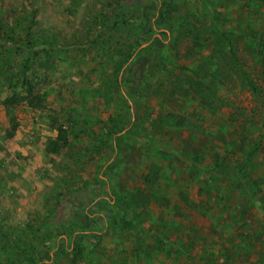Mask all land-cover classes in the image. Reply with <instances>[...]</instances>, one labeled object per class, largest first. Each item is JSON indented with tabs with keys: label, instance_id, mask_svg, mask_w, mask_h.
Segmentation results:
<instances>
[{
	"label": "rangeland",
	"instance_id": "1",
	"mask_svg": "<svg viewBox=\"0 0 264 264\" xmlns=\"http://www.w3.org/2000/svg\"><path fill=\"white\" fill-rule=\"evenodd\" d=\"M146 1L0 0V264L18 261L34 244L50 264H86L90 249L58 259L59 248L72 246L76 233L68 232L71 226L75 223L76 230L83 227L77 221L83 219L84 212L91 215V202L111 200L115 204L121 200L119 193L129 197L137 189L151 198L149 204L133 201V214L145 229L144 238L137 243L143 260L191 264L172 248L167 255L159 249V239L165 236L167 240L191 241L194 247L189 254L198 258L208 254L205 262L264 264V243L257 244L253 254H245L251 230L257 229L262 219L257 209L243 208L234 194H215L213 187L209 189L208 183L197 179L183 161L176 162L171 155L173 147L184 148V154L194 152L199 142H190L189 149L185 145L192 138L205 145L202 150L207 158L217 150H227L231 142L222 145L219 141L224 136L264 138V76L245 40L235 38L238 58L256 86L257 93H252L225 48L216 46L214 53L201 50L197 45L201 40L193 39L195 30L190 26L172 37L169 34L166 40L172 41L168 46L174 63L171 70L158 72L153 68L156 52L144 55L145 80L138 83L134 94L122 79L127 55L136 44L124 48V43L141 16V3ZM220 1L231 10L225 13L224 23L229 18L231 25L240 20L249 27L254 23L250 15H256L250 13L252 9L258 10L259 18L264 16V3L260 8L258 0L245 9L242 0ZM178 2L184 14L185 3ZM162 32L168 33L164 28ZM26 40L34 46L32 57L25 48ZM184 67L206 72L207 77L198 80ZM20 72L30 80L36 101L42 99L41 109L18 104L8 111L2 104L14 90L11 76L21 80ZM131 74L138 76L137 72ZM184 93L189 96L184 97ZM11 115L17 123L14 131ZM60 125L67 128L69 144L60 153L50 154L47 144ZM126 126L137 134L122 131L116 135L118 143L115 141L113 148L107 131ZM103 136L107 142L98 153L94 148ZM153 165L159 166L160 179L153 185L145 184L142 177ZM167 167L172 169L166 171ZM233 207L238 216L233 215ZM96 215L83 222L85 228L102 230L108 214L101 211ZM240 216L249 225L246 231L238 225ZM27 224L32 225L31 232L20 238ZM45 231L55 239L45 243ZM113 235L102 237L97 250L92 249V256L103 264L110 263L111 254L130 258L131 243L118 237L126 242L120 246ZM83 246L87 247L86 242ZM221 246L225 250L218 251ZM224 251L233 258L224 260Z\"/></svg>",
	"mask_w": 264,
	"mask_h": 264
},
{
	"label": "trees",
	"instance_id": "2",
	"mask_svg": "<svg viewBox=\"0 0 264 264\" xmlns=\"http://www.w3.org/2000/svg\"><path fill=\"white\" fill-rule=\"evenodd\" d=\"M181 1L185 3L186 7V12L184 14L179 11L178 0H147L146 2L141 3V16L140 18L138 16V19L135 20V24L132 25L133 32L131 30L126 31H130L129 33L132 32L133 34H127L130 37L127 38V43H124V48L130 47L132 43L136 44V48L132 53L127 55V61L125 62L127 69L124 72L125 75L122 79L125 86L134 93L138 90V83L145 80V76L143 74V68L146 65L144 55L150 50L157 53L154 56L155 61H153V68L155 70L158 72H167L171 70L174 63L171 60L170 47L168 46L172 44V41L166 43V40L170 36L169 34H171L172 37V35L177 34L182 28L187 29V27L191 26L193 30H195L194 33H192L193 39L195 41L201 40V42L197 44L199 45V48L203 51L212 50L214 53L215 50L213 48L222 45L225 48L226 54H229V58L233 63L234 68L237 69L240 77L245 83H247L252 93H257L256 86L251 82L248 75L244 71L245 65L242 61H240L241 59L238 58V49L236 48L237 42L235 38L245 40L243 42L246 43L247 49L254 57L255 66L260 70V74L264 76V16L259 18V13H257L258 10L252 9L250 10V13L256 12V15H250L249 13L250 17L254 21V23H252L249 27H247L248 25L242 24L240 20L237 24L235 23L231 25V19L229 18H226L228 22H223L225 13L229 10L224 5L223 1ZM242 1L243 4L241 7L244 6L245 9L249 3H253L254 0ZM258 1L260 8L263 7L264 0ZM224 2L229 3L228 0H224ZM230 13L231 10H229V14ZM117 25L118 22L114 23L113 27ZM162 28L167 30L168 33H159ZM144 44H147V46L145 48H141ZM25 48L27 49L29 57H32L35 53L33 50L34 46H32L28 40L25 42ZM208 55H210L209 52ZM184 69H187L189 72L194 74L198 80H202L207 77L206 72L199 73L194 69V67H184ZM138 70H140V72ZM133 72L138 73L137 78L134 77V75L132 76L131 73ZM20 73L22 75L21 80L20 78L16 79V75L11 76L10 83L15 82V85H12L14 90L11 92L10 96L5 97L2 104L5 105L8 111H10V107L18 104H26L32 109H41L43 107L41 104L42 99L36 101L38 96L33 95V87L30 80L23 74V72ZM18 89H21V92H18ZM183 96L185 97L189 95L184 93ZM204 105L207 104L205 103ZM9 118L12 130L14 131L17 127L15 116L11 115ZM178 123L179 122L176 124L178 125ZM261 126L264 127V123ZM129 127L130 126H126L119 130H115L114 128L107 131L106 134L109 136V141H111V146L113 148L115 141L118 143V137H116V135L121 134L122 131L127 129L124 134H127L128 132L131 133L132 131L137 134V131H135L134 128L128 130ZM55 131L56 136L47 144V152L50 154L60 153V151L69 144L67 128L60 125L55 129ZM233 133H236V131ZM124 134L119 137H123ZM9 136L11 137L12 133H9ZM104 138L105 136L99 138L97 142L98 144H96L94 148L98 153L103 149L104 142H107ZM193 139L194 138L185 144L187 145V149L191 146L190 142H193L194 144L199 142L200 144L193 147L194 152L191 154H184L182 151L184 148L175 149L177 147H173L174 154L172 153L171 155L174 157L175 161H183L186 170L192 173L197 179H200L201 182L208 183L210 185L209 189H212L213 187L215 189V194H234L237 202L243 208H256L260 215H262V219L258 220L259 227L251 230L252 238L246 241L247 252L245 251V254L249 256L253 254L257 244L259 246L261 243H264V138H257V140H253L252 138L237 137L232 134H230L229 138L224 136L220 138L219 141H221L222 145L231 142L230 145H228L227 150H217L215 153L210 154L209 158L205 155V150H202L203 147L206 148L205 145L198 139ZM160 142L161 140H158V143ZM213 148L215 149L217 147L215 146ZM113 151L115 150L113 149ZM158 152L162 151L158 150ZM171 169V167H167L166 171H170ZM183 175H185V172H183ZM142 178L145 184L153 185L156 183L157 180L160 179L159 166L153 165L149 173ZM148 196H150V194H142V192L137 189L136 192L132 193L129 197L122 196V193H119L118 199L120 198L121 200L117 199L118 202L115 204H111V200H95L91 202L90 207L88 208V213L91 215L88 216L84 212L85 216H83V219L79 221L76 220L77 223H79V225L82 224L81 226L83 227L76 230L77 227L74 223L75 226H71L68 231L70 234L76 233L73 236L72 246H68V248L61 247L58 250L56 248L58 259L60 260L63 256L70 257L72 254H83L85 249H90L91 253L86 256L90 259L87 260L86 264H103L98 259H95V256H92V249L97 250L98 246L102 243V237L110 235L115 237L113 234H116L117 238L115 242L118 245H125L126 242L131 243V250L129 252L130 258L128 259L126 256H120V254L117 256H113L111 254L108 256L111 260L109 264H150V260L145 261L146 259H142L144 258L141 256L142 252L137 247V243H140L138 242L139 239L144 238L143 230L145 229L143 228V224L141 223L139 217L134 216L133 214V201L138 199L142 203L149 204L151 198L148 199ZM101 211H105L106 214H108L106 217L107 222L103 223L102 230L93 231L91 228H85L83 222L91 221V216L95 215L96 217V214H100ZM231 211L233 215L238 216L236 214L235 207H233ZM93 221L95 225L99 224L96 220ZM237 221L240 223L238 225L243 230L246 231L248 229L249 225L244 222L241 216ZM30 228H32V225L30 226L27 224V229L20 232V238L26 237V233L31 232ZM232 228L238 231V229L234 227ZM111 230L116 233H112ZM212 231L215 233L214 229H212ZM239 235L243 234L240 232ZM218 236H221V233H217V237ZM118 237L124 239L126 242L121 239L119 241ZM53 239L55 238L45 231L43 238L45 243H48ZM152 239L157 241L155 236ZM160 240L161 246L159 249H162V252L166 255L168 251H173V253L179 256V258L185 255V257L190 260L191 264H219L212 260L205 262L206 258L209 256L208 254H203L200 258H198L197 255L191 256L189 251L192 247H194V244L191 241L186 240V244V242L182 239L167 240V237L165 236H161L159 241ZM84 242H86V246L88 248L83 246ZM225 248V246H221L218 251H223ZM22 250L23 249L21 248V251ZM152 251H154V249ZM187 251L188 253L186 254ZM37 252L38 247L34 244L32 245V249L27 252L28 254L24 255L23 251L20 259L18 261L13 260L11 264H50L44 254ZM222 255L224 260L225 258L226 260L233 258L231 253H225V251ZM71 264H73V261ZM158 264H163V262L160 261Z\"/></svg>",
	"mask_w": 264,
	"mask_h": 264
}]
</instances>
